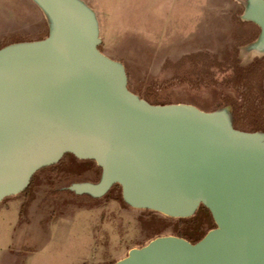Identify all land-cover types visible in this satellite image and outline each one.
<instances>
[{
    "label": "water",
    "instance_id": "water-1",
    "mask_svg": "<svg viewBox=\"0 0 264 264\" xmlns=\"http://www.w3.org/2000/svg\"><path fill=\"white\" fill-rule=\"evenodd\" d=\"M29 1L46 34L0 46V202L69 153L100 176L58 190L100 198L117 184L134 209L187 218L203 205L215 224L195 242L156 236L111 264H264V128L235 127L231 103L145 99L123 62L99 48L85 0ZM235 1L239 21L258 28L236 47L247 67L264 57V0Z\"/></svg>",
    "mask_w": 264,
    "mask_h": 264
},
{
    "label": "rangeland",
    "instance_id": "rangeland-1",
    "mask_svg": "<svg viewBox=\"0 0 264 264\" xmlns=\"http://www.w3.org/2000/svg\"><path fill=\"white\" fill-rule=\"evenodd\" d=\"M85 1L98 15L99 48L123 62L132 91L151 102H186L204 110L238 98L234 88L213 85L204 74L213 59L237 64V45L258 31L236 17L241 6L235 0ZM44 30L29 0H0V43L15 35L37 38ZM96 175L93 161L66 154L38 170L25 191L4 198L0 264H111L156 236H181L189 217L134 209L123 202L120 187L100 198L57 189ZM190 218L201 232L211 227L208 215Z\"/></svg>",
    "mask_w": 264,
    "mask_h": 264
},
{
    "label": "trees",
    "instance_id": "trees-1",
    "mask_svg": "<svg viewBox=\"0 0 264 264\" xmlns=\"http://www.w3.org/2000/svg\"><path fill=\"white\" fill-rule=\"evenodd\" d=\"M46 32L47 30L39 32L37 38H41L46 34ZM253 37L254 35L250 39ZM21 39V36L15 35L12 36L7 42L0 43V46ZM214 60L215 59L212 60V65L204 66V74L208 77V79H210L213 85L219 83L223 86L228 85L239 93V96L236 99H226L227 103H231L233 106V123L235 127L244 130L263 128L264 91L262 89L261 81L264 75V57L253 62L247 67H239L235 63L226 65ZM69 155L73 156L72 154ZM114 187H119V185L115 184L112 188ZM199 213H203L205 216L208 215L211 220L210 228L215 226L212 217L205 206L200 205L198 207L195 215H198ZM188 219L191 220L190 217ZM188 221L186 223V228L183 229L180 235L184 238H187L191 242H195L199 240L206 233V231L201 232L197 222L192 224Z\"/></svg>",
    "mask_w": 264,
    "mask_h": 264
},
{
    "label": "flooded vegetation",
    "instance_id": "flooded-vegetation-1",
    "mask_svg": "<svg viewBox=\"0 0 264 264\" xmlns=\"http://www.w3.org/2000/svg\"><path fill=\"white\" fill-rule=\"evenodd\" d=\"M264 128V127H263ZM262 129V128H261ZM94 165H95V163H94ZM96 168H97V175H96V177H93V178H84V179H88V180H91V181H96V180H98V178H99V176H100V168L98 167V166H96ZM113 187V186H112ZM111 187V188H112ZM71 194V193H70ZM73 195V194H72ZM82 196H86V195H82ZM87 197H89V196H87Z\"/></svg>",
    "mask_w": 264,
    "mask_h": 264
}]
</instances>
